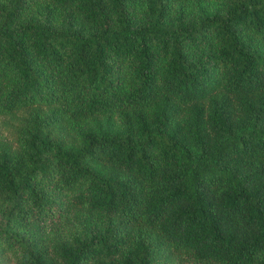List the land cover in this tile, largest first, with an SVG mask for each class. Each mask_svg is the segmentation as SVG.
<instances>
[{
    "label": "trees",
    "instance_id": "obj_1",
    "mask_svg": "<svg viewBox=\"0 0 264 264\" xmlns=\"http://www.w3.org/2000/svg\"><path fill=\"white\" fill-rule=\"evenodd\" d=\"M0 264H264V0H0Z\"/></svg>",
    "mask_w": 264,
    "mask_h": 264
}]
</instances>
